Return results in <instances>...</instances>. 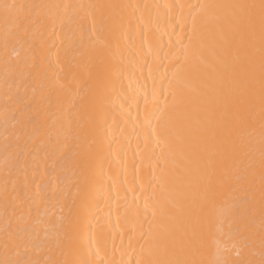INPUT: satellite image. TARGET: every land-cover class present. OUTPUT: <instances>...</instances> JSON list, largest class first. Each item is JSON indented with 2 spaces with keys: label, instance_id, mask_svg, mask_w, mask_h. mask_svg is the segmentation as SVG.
I'll use <instances>...</instances> for the list:
<instances>
[{
  "label": "bare ground",
  "instance_id": "6f19581e",
  "mask_svg": "<svg viewBox=\"0 0 264 264\" xmlns=\"http://www.w3.org/2000/svg\"><path fill=\"white\" fill-rule=\"evenodd\" d=\"M0 264H264V0H0Z\"/></svg>",
  "mask_w": 264,
  "mask_h": 264
}]
</instances>
